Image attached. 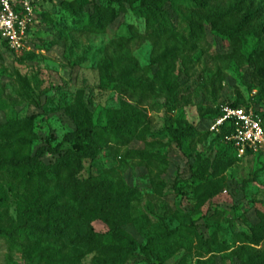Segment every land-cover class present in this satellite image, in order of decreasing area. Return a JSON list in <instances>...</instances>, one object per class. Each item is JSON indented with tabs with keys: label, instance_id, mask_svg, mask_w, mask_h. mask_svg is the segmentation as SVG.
Returning a JSON list of instances; mask_svg holds the SVG:
<instances>
[{
	"label": "rangeland",
	"instance_id": "obj_1",
	"mask_svg": "<svg viewBox=\"0 0 264 264\" xmlns=\"http://www.w3.org/2000/svg\"><path fill=\"white\" fill-rule=\"evenodd\" d=\"M32 1L36 22L30 35L31 49L15 52L0 45V123L34 114V152L48 142L57 144L74 129L65 108L73 105L78 90L83 91L85 100H91L90 110L98 127L105 125L110 112L119 107L121 96L138 103L145 108L147 120L139 136L125 145L110 143L95 157L85 159L81 176L105 174L120 185L137 188L139 194L130 202L129 215L143 219L145 231L138 233L130 221L125 228L141 246L160 232L161 219L170 228L182 229L181 241L174 238L156 247L164 264H239L235 249L249 233L250 222L257 221L264 211V150L239 158L223 173L222 191L202 203L194 199L199 181L192 173L201 161L213 159L217 152L233 153L228 140L210 130L214 118L202 113L233 101H253L257 92L253 68L246 61L238 63L229 58V40L206 24L205 41L186 51L185 63H178L179 85L174 97H168L154 82L156 66L148 68L160 40L145 32L143 21L135 13L130 12L119 27L118 20L110 31L96 33L76 27L71 18L61 25L62 0ZM175 3L186 12L191 7L189 0ZM137 5L139 0L133 4ZM170 12L177 21V14L172 9ZM257 42L255 37L245 40V57ZM120 58L123 66L137 64L133 75L141 86L135 90H128L116 79ZM180 121L201 133L192 140L183 138L181 147L170 131ZM55 158L47 153L43 160L52 163ZM0 190L7 195L0 209L4 225L9 226L17 219V193L24 189L2 174ZM93 226L105 234L106 242H113L104 222L96 220ZM25 245L16 247L0 236V264H28ZM258 247L264 248V240ZM93 257L94 253H86L75 264H93ZM159 261L138 250L124 264Z\"/></svg>",
	"mask_w": 264,
	"mask_h": 264
},
{
	"label": "trees",
	"instance_id": "obj_2",
	"mask_svg": "<svg viewBox=\"0 0 264 264\" xmlns=\"http://www.w3.org/2000/svg\"><path fill=\"white\" fill-rule=\"evenodd\" d=\"M135 1L62 0L59 22L66 25L71 18L78 28L104 33L118 20V27L124 24L130 12L135 13L143 21L145 32L160 40L161 46L156 51L153 49L148 68L156 66L154 82L168 97H174L179 85L178 63H185L186 51L205 41L208 24L215 33L229 40L232 46L229 58L238 63L246 61L253 68L257 92L253 101H233L207 108L202 114L215 118L224 105L253 106L264 119V0H189L191 7L187 12L175 0H139V5L133 6ZM168 5L177 14V21ZM249 37L257 38L258 42L245 57L242 46ZM121 61L122 58L117 60L116 79L128 90H135L141 86L133 75L137 64L123 66ZM90 104L91 100H85L83 91L78 90L73 105L65 108L74 129L66 132L57 144L48 142L34 152L32 145L37 137L34 114L0 123V175L10 176L24 189L17 193L19 210L14 223L4 225L0 209V236L16 247L26 244L28 264H75L86 253H94L93 264H124L138 250L154 255L159 264H164L156 247L174 238L181 241L182 229L170 228L161 219L160 232L148 237L141 246L137 237L125 228L130 221L138 233L145 231L146 222L129 215L130 202L139 194L137 188L120 185L105 174L86 178L80 174L84 160L95 157L108 144L125 145L139 136L140 127L147 123L145 108L121 96L119 107L110 112L105 125L98 127ZM170 131L179 147L183 138L192 140L201 135L186 121H180ZM230 133L231 128L226 125L215 135L225 139ZM227 144L233 153L217 152L213 159L201 161L192 173L199 181L194 190L198 203L222 191L223 173L241 158L233 143ZM47 153L56 156L54 162L43 160ZM249 153L253 152L246 154ZM6 199L7 195L0 190V208ZM96 220L107 225L113 242H106L105 234L95 230ZM249 229L235 249L239 264H264V248L258 247L264 240V211L257 221L250 222ZM200 242L205 244L202 239Z\"/></svg>",
	"mask_w": 264,
	"mask_h": 264
},
{
	"label": "built area",
	"instance_id": "obj_3",
	"mask_svg": "<svg viewBox=\"0 0 264 264\" xmlns=\"http://www.w3.org/2000/svg\"><path fill=\"white\" fill-rule=\"evenodd\" d=\"M36 22L32 0H0V45L20 52L30 50L31 30ZM228 125L225 139L233 143L238 157L264 150V119L253 106L224 105L211 123V131Z\"/></svg>",
	"mask_w": 264,
	"mask_h": 264
}]
</instances>
